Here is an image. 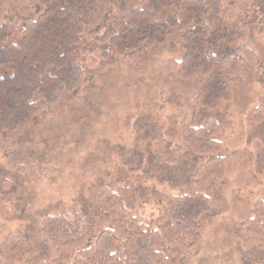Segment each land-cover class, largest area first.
Listing matches in <instances>:
<instances>
[{"label":"rangeland","instance_id":"374dc122","mask_svg":"<svg viewBox=\"0 0 264 264\" xmlns=\"http://www.w3.org/2000/svg\"><path fill=\"white\" fill-rule=\"evenodd\" d=\"M114 10L118 0H105ZM212 48L224 54L244 45L254 59L240 67L231 99L214 111H193V82L176 78L181 57L177 34L132 64L109 67L87 29L81 45L82 83L77 104L64 102L60 116L39 117L15 133L0 134V257L4 264L46 260L44 215H80L85 245L111 228L124 239L122 218L110 214L100 192L121 196L129 215L151 221L173 193L189 189L201 163L181 141L186 117L193 125L213 118L227 162L199 186L211 203L199 245L171 264H264V239L243 225L264 201V0H210ZM35 0H0V23L27 24L39 13ZM179 148H182L181 151ZM181 151V152H180ZM180 153V154H179ZM126 219V218H124Z\"/></svg>","mask_w":264,"mask_h":264},{"label":"trees","instance_id":"16d2710c","mask_svg":"<svg viewBox=\"0 0 264 264\" xmlns=\"http://www.w3.org/2000/svg\"><path fill=\"white\" fill-rule=\"evenodd\" d=\"M35 1L39 13L27 24L0 23V134L18 132L37 117L43 122L54 120L66 101L77 104L85 81L81 45L88 28L103 29L95 38L96 51L109 67L132 64L177 34L181 57L172 72L197 85L191 101L197 112L217 110L229 101L241 65L254 59L244 45L231 54L212 48L210 0H118L114 10L105 0ZM190 118L191 113L181 125V141L202 161L191 175L189 189L168 196L153 220L146 221L127 214L121 196L103 188L102 203L110 214L123 219V241L115 230L106 228L85 245L80 215H44L41 233L48 254L42 264H171L194 250L201 240L203 217L211 208L199 186L228 159L222 156L223 144L218 140L221 123L208 118L193 125ZM254 119L263 122L264 104L254 110ZM243 225L253 237L264 239V201L256 203L254 216ZM0 264H4L1 257Z\"/></svg>","mask_w":264,"mask_h":264}]
</instances>
